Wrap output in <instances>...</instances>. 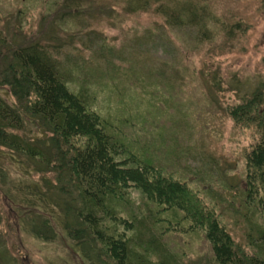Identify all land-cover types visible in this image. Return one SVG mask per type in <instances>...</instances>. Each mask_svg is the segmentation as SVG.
I'll use <instances>...</instances> for the list:
<instances>
[{
	"label": "trees",
	"instance_id": "trees-1",
	"mask_svg": "<svg viewBox=\"0 0 264 264\" xmlns=\"http://www.w3.org/2000/svg\"><path fill=\"white\" fill-rule=\"evenodd\" d=\"M78 1L65 0L61 5L68 20L84 16L76 11L88 1L74 3ZM214 2L134 0L130 9L153 11L166 30L193 32L191 38L196 45L215 43L212 29H219L228 41L242 34L240 23L226 24L219 19ZM157 28L141 33V51L130 55L132 61L141 59V65L129 61V56L125 70L114 64L113 47L101 38L93 44L88 40L82 48L93 57V67L84 69V73L79 64L68 63L67 56L62 57L61 46L53 36L46 42L27 39L22 36L19 21L13 22L10 32L1 27L0 151L28 175H49V181L38 180L44 184L43 193L37 184L27 197L24 194L29 185L18 186L14 194L7 193L38 217L36 223L27 224L36 238L69 243V249L78 253L84 264H188L172 237L190 234L202 236L208 246L204 264H264V225L249 219L264 216L262 88L227 111L234 126L252 135L244 152V189L240 196L243 212L238 209L234 215L246 227L249 255L234 244L216 205L203 204L184 180L185 172L207 177L206 168L211 169L214 162L207 153L192 145L184 146L189 142L185 138L182 145V139L173 137L169 140L172 148L164 145L169 147L164 150L165 157L172 163L167 168L159 157L147 158L149 146L142 140H130L123 132L136 127L133 115L124 116L121 110L127 107L125 102L113 115L98 108V93L115 76H120L119 81L121 77H133L129 89L137 91L141 112L144 104L154 102L159 83L169 86L171 73L144 58L150 54L144 46L153 41ZM3 91L12 103L2 96ZM126 98L132 99L130 95ZM26 123L33 126L34 135L27 134ZM165 142L162 140L161 145ZM190 159L200 160L202 166L191 167ZM213 197L219 204L214 191ZM2 258L0 255V264H5Z\"/></svg>",
	"mask_w": 264,
	"mask_h": 264
},
{
	"label": "rangeland",
	"instance_id": "rangeland-1",
	"mask_svg": "<svg viewBox=\"0 0 264 264\" xmlns=\"http://www.w3.org/2000/svg\"><path fill=\"white\" fill-rule=\"evenodd\" d=\"M87 1L83 9L76 11L84 16L68 20L61 8L65 0H0V29L10 32L13 22L19 21L22 36L27 39L38 38L46 42L47 37L53 36L61 46L62 57L67 56L68 63L79 64L84 72V69L93 67V57L82 48L88 40L93 44L101 38L105 45L113 47L114 64L125 70L131 53L141 51V33L158 27L153 41L144 46L150 52L144 58L154 65L164 66L171 73L169 86L165 88L159 83L154 102L144 104L141 112L137 91L129 89L128 82L133 77H121L119 81L120 76H115L112 83L98 93V108L113 115L115 109L123 108L125 102L127 107L121 110L124 116L133 115L136 127L125 128L123 132L129 134L130 140L134 138L139 143L142 140L145 146H149L147 158L159 157L167 168L172 163L168 156L165 157L164 150L172 148L169 140L173 137L185 138L189 142L184 144L183 140L182 145H192L197 151L207 153L214 161L211 169L206 168L207 177L199 178L185 172L184 180L196 191L203 204L207 207L216 205L234 244L249 255L251 248L245 241L246 227L234 215L237 214L235 210L243 212L240 196L244 189V152L252 135L234 126L227 111L255 90H264V0H215L212 5L219 19L226 24L238 22L244 31L228 41L221 37L219 29H212L215 43L203 45L193 42V32L166 30L161 17L151 10L132 11L130 4L134 0ZM129 61H132L131 56ZM136 61L140 66L141 59ZM1 94L9 103L13 102L7 92ZM116 94L122 96L121 99H117ZM129 95L131 101L126 98ZM106 96L111 98L106 99ZM25 126L27 134H35L31 124ZM130 140L127 141L130 143ZM162 140L166 142L161 145ZM132 150H136L135 146ZM7 157L4 151H0V255L4 263L84 264L64 240L48 243L34 236L28 225L36 223L38 217L31 215L32 209L7 192L14 194L18 186L29 185L24 194L27 197L37 184L38 191L43 193L44 184L38 180H48L49 175H28ZM189 165L194 168L202 166L201 161L195 159H190ZM132 196L136 198L134 193ZM263 217L254 215L249 219L253 224L264 225ZM26 218L29 220L23 223ZM172 239L188 264H204L208 246L202 236L190 234L173 236Z\"/></svg>",
	"mask_w": 264,
	"mask_h": 264
}]
</instances>
